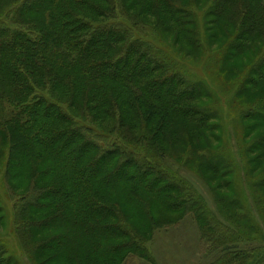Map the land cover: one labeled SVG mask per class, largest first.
<instances>
[{"label": "trees", "instance_id": "trees-1", "mask_svg": "<svg viewBox=\"0 0 264 264\" xmlns=\"http://www.w3.org/2000/svg\"><path fill=\"white\" fill-rule=\"evenodd\" d=\"M0 1L19 3L17 25L0 27V115L5 93L16 115L0 126V158L7 151L5 172L19 180V190L32 188L17 211V229L31 254L55 258L54 264H104L105 253L135 251L137 231L118 226L120 215L127 223L137 214L154 223L180 205L169 195L174 184L132 148L163 156L168 140L193 143L196 167L228 193L216 202L226 230L212 221L217 217L208 220L199 201L203 239L221 244L227 264L250 260L252 237L264 243V0ZM212 20L227 41L214 49V71L226 75L218 78L234 115L229 123L220 99L209 111L190 108L189 101L208 97L203 86L178 78L169 62L134 36L148 29L197 62L216 44L218 37L205 31ZM228 54L247 66L226 69ZM243 87L258 93L249 97ZM243 121L253 125L243 128ZM255 123L262 132L252 139ZM209 133L214 149L203 144ZM106 138L114 143H97ZM234 164L241 168L235 181ZM228 174L230 181L223 182ZM116 201L112 214L106 204ZM180 204L192 207L188 197ZM31 216L47 219L32 222ZM0 264L13 262L1 258Z\"/></svg>", "mask_w": 264, "mask_h": 264}, {"label": "rangeland", "instance_id": "rangeland-1", "mask_svg": "<svg viewBox=\"0 0 264 264\" xmlns=\"http://www.w3.org/2000/svg\"><path fill=\"white\" fill-rule=\"evenodd\" d=\"M18 7L19 3L16 4L15 2L10 7H6L0 1V27L7 26L8 28L13 29L14 26L17 25V21L14 18V12L17 11ZM215 23L216 21L212 20V22H209V25L205 27V31L207 30V37L210 35L218 37L219 32L216 29ZM188 30H191L190 25H188ZM134 36L135 38L142 40L141 43L143 45L148 46L155 53L158 52L165 61L169 62L173 68L171 71L178 75V78L182 77L186 83L193 86H203L208 97L189 101L187 104L190 108L198 107L201 110L205 109L206 111H209L210 108L212 109L214 107V103L218 102L219 104L220 99L221 108L223 109L221 110L226 123H229L231 119L234 120V115L231 114L232 112L229 113L230 111H228L229 100L225 95L223 88V82L225 83V81L222 79L226 78V75H220L218 72L216 74L214 71V60L216 59V56H214V54H216L214 53V49L215 52H218L217 49H221L223 45L226 44V38L219 36L214 47H206L201 60L191 62L188 58H182L183 54L179 51L180 48L178 46L170 45L172 42L168 40L165 42L162 37L152 33L148 29L143 32H136ZM231 56L233 55L231 54ZM227 57L230 58L229 54ZM223 66H226V69H240L245 68L247 62L240 59L234 60V58L231 57L230 61L224 63ZM168 69H170L169 65ZM218 76L223 78L220 79ZM28 82H30V80ZM243 89L249 91V97L255 96L258 93L253 87H243ZM33 92L46 93L35 89ZM6 95L7 93L3 95V101H1L4 108L0 115V126H2L3 129L6 128L5 125H8L16 117V115L11 114L13 109L12 105H15V103L11 101V95H8L5 99ZM197 96L198 95H196V97ZM252 125L253 123L247 121L241 123L243 128H248V126ZM261 125L255 123L252 131H250L252 139H255L262 132V128H260ZM226 128L228 129L227 132L230 133L233 139L231 132L235 129V124L233 123L232 130L229 124ZM177 130L182 132L185 130V127L179 124ZM115 138L117 143L120 142L124 145L123 140L119 135H116ZM111 142L114 143L111 138H106L102 141L97 140L99 145H103L104 143L108 145L107 143ZM203 142L204 145L211 147L212 149L218 146L217 144H212L210 133L207 135L205 134ZM171 143L172 142L168 140L163 143V156H160V154H154L155 152L153 153L146 148L144 151L143 149L140 151L132 148V151L139 154L138 156L145 160L146 163L151 165L155 170L164 173L168 180L174 184L176 190L172 191L169 195L170 197L174 196L178 199L177 202L180 205L179 210L174 212L166 210V212H162L161 216L158 215L159 217L155 218L154 223L143 222L138 214V216L134 215L129 219L130 222L127 223L125 222V218L120 215L117 225L125 228L128 227L130 230V224L135 231H137L138 236L134 234V237L135 235L138 237V240L135 239L136 244L138 245L135 246V251L119 252L114 254V256L105 253L106 255H103L101 259L104 264H227L226 257L228 254L226 251L221 250V244H210L203 239L204 228L196 218L201 212L198 210L200 206L199 201H203L207 210L205 216L208 220H210L209 217L212 219L217 217L216 220L212 221L226 230L227 225L223 221V217L220 215L217 216L216 214V202L220 200L219 198H224L225 200L228 199V196L226 195L228 193L224 190L222 192L216 190V187L219 186V181L217 179L213 180V178L212 181H210L212 175L207 174L196 167L198 161L196 151L190 148L195 146L193 143H191L190 146L187 143L185 145L184 143H182L183 145L181 143H176V141L175 144L171 145ZM128 144L132 145V143ZM185 149H188L187 151L190 152L188 156L186 154L183 155ZM262 154L263 153H261V155ZM7 160L8 154L7 151H5V156L0 158V253L2 256L0 257V260L1 258L4 260H11L13 264H54L55 261H57L55 258L50 262L46 256H43L45 258L40 260L33 256L31 254V247H28V243H25V240L23 241L19 234L17 229L19 228L17 225V211L20 205L23 204V198H26V196H22V194H29L32 188L30 186L27 187L28 189H23V191L19 190L22 189L18 185L20 184L19 180L15 179L13 173L9 175L8 172H5ZM236 168L237 165L234 164L233 169L235 171ZM234 170H231V172L235 173L233 175L235 181V177L237 179L240 176L241 168L236 172ZM231 175L232 174H228L227 178H222L221 180L223 182L230 181ZM151 176L155 175L151 174ZM168 184L169 182H166L165 185ZM34 185L35 184L32 186ZM186 197L190 199L192 206L190 208H185V206H182L183 204H180V200ZM106 205L111 208L112 214L118 212L117 201L113 204ZM52 211L53 210L50 209L49 213ZM30 219L32 222H41L46 220L47 217L31 216ZM222 234L223 237L226 236V232H223ZM252 238L253 239L248 243V246L251 247L252 251L251 256H248L250 260H247L244 264H264V253L260 251V248L264 247V243H261V241L255 236ZM32 239L33 241H38V237ZM122 242L130 243V241L125 239H122Z\"/></svg>", "mask_w": 264, "mask_h": 264}]
</instances>
